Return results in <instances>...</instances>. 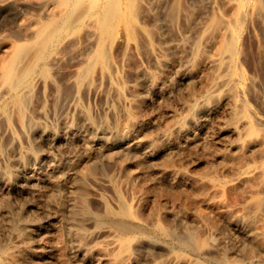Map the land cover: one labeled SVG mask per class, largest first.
I'll return each instance as SVG.
<instances>
[{
	"label": "bare ground",
	"instance_id": "obj_1",
	"mask_svg": "<svg viewBox=\"0 0 264 264\" xmlns=\"http://www.w3.org/2000/svg\"><path fill=\"white\" fill-rule=\"evenodd\" d=\"M28 1L0 0V7L6 11L17 5L14 11L10 8L19 34L15 38L0 37V264H30L28 258L31 264H208L198 257L203 253L216 256L213 259L217 264H239L242 257L262 253L264 197L259 192L264 191V163L240 162L264 152V116L256 114L250 102L252 97L259 106L264 105V94L258 91V74L262 72H256L263 64L257 58L252 59L254 67L249 64L257 47L251 46L256 37L252 27L248 28L255 26L259 32L264 31V0H44L37 13ZM246 28L250 31L245 34ZM251 32L253 43L247 38ZM261 36H257L259 44L255 43L259 45L257 56L264 53ZM118 41L122 45L116 51L121 54L115 56L118 53L113 46ZM128 54L148 59L147 64L138 59L127 61ZM68 59L75 61L70 71H65L70 73L58 79L63 61ZM245 66L253 69L247 71ZM176 67L180 70L179 81L176 85L166 81L168 85L164 86V77ZM259 78L261 81L262 76ZM47 88L52 90L51 104L56 108L51 117L45 108L46 97L38 95L35 100L36 93L45 94ZM177 89L182 94H177ZM173 92L181 94L177 108H172L164 125L157 124L156 133L150 132L151 111L146 101L159 96L168 100ZM98 94L106 101L101 111H94L97 109L86 103L85 96ZM223 104H228L231 112L226 133L234 137L228 140L229 149L224 147L227 150L217 153V159L222 164L220 170L232 168L234 172L228 174L230 177L220 176L223 170V174H217L220 165L215 169L219 163L211 160L214 151L210 154L207 149L210 155L205 151L207 155L202 158L203 148L197 156L207 160L208 155L212 156L209 161L217 164L213 168L217 172H206L212 170V162L207 164L205 160L204 165L200 163H210L208 170L202 174L197 170L196 174V168L192 167L193 171L188 164L190 172L195 173L191 174L177 161L178 157L187 147L206 146L208 137L204 136V142L200 134L189 131L210 124L211 114ZM154 108L160 111L161 105ZM164 114L167 116V110ZM210 144L215 147L212 140ZM192 150H187L189 155ZM105 161L118 165V175L104 178L109 176ZM99 165L105 168L104 183L113 190L119 204L116 212L109 205H104V210L109 217L116 214L126 219L122 226L112 219L120 226L115 231L100 228L107 224L102 223L104 218L114 216L97 223L107 214L94 212L90 205L89 183L100 178L96 176ZM140 179L143 186L130 189L134 192H126L132 193L126 196L124 186ZM241 187L251 190L250 199L244 193L242 197L245 195L247 201L235 206L240 196L237 200L231 188L241 191ZM228 188L236 195L232 194L235 200L231 191H227L228 196L234 202L227 196L224 199L234 206L223 199ZM43 191L49 197L45 205L29 197ZM26 194L33 203L38 202V207L29 211L27 205L17 202ZM157 195L164 201L155 206ZM156 198L155 203L161 200ZM170 199L204 207L191 206L189 210L182 202L169 204ZM50 210L58 213L61 221L58 223L56 217L57 223L45 227L44 237L48 236L49 243L39 244L36 236L44 225H37L35 220ZM214 212L242 228V239L232 241L231 249L222 244L223 240H217L220 236L214 239V225L210 231L206 229L212 232L211 237L199 231L202 228L198 224ZM189 214L193 215L192 223ZM168 217L174 225L171 219L169 224ZM91 219H96V224ZM90 222L99 229L88 227ZM220 225L222 228L224 224ZM7 229L19 240L10 248L4 241ZM218 230L216 233H227L226 229ZM237 236L234 238L233 233L235 240Z\"/></svg>",
	"mask_w": 264,
	"mask_h": 264
},
{
	"label": "rangeland",
	"instance_id": "obj_2",
	"mask_svg": "<svg viewBox=\"0 0 264 264\" xmlns=\"http://www.w3.org/2000/svg\"><path fill=\"white\" fill-rule=\"evenodd\" d=\"M43 1L44 0H29L28 1V3L31 5V7H33V9H32V11H33V13H37V11H39V9L41 8V5L43 4ZM14 5V4H13ZM16 5V4H15ZM10 7H12V6H10ZM9 7V9L6 11V9H4V8H2V7H0V37H3V35H6V36H8V37H11V38H15V37H18V30H17V28L14 26V24L12 23V21H14V20H11V18L13 17V15L11 14L13 11H14V9H16L17 8V5H16V8H15V6H14V8L11 10V8ZM3 9L5 10V11H3ZM11 10V11H10ZM6 12V13H5ZM8 14V15H7ZM29 14H31V12L29 13ZM7 15V16H6ZM10 15V16H9ZM12 16V17H11ZM145 17H148V18H146L147 20L150 18L149 16H148V14L146 13V15H145ZM145 17H144V19H145ZM13 19V18H12ZM146 20V21H147ZM150 21V20H149ZM252 27V29H253V32L255 33V35H254V33H253V35L256 37V39H254L255 37L253 36L252 37V32H251V36L249 37V33H248V39L249 38H251V39H254L253 41H255L256 40V44H259V42H258V38H257V36H261V34H262V36H261V39L263 38L264 39V31L263 32H259L258 31V28H256L255 26H249L248 28L250 29ZM247 30V28H246V31H245V34L247 33V31H250V30ZM251 29V30H252ZM260 31H262V29H259ZM80 33L81 34H83V30H82V32L80 31ZM79 33V34H80ZM261 33V34H260ZM80 34V35H81ZM251 39H249L250 40V42H252L253 43V41L251 40ZM249 40H248V42H249ZM262 41V40H261ZM117 42V41H116ZM263 43H264V41H262ZM255 43H253L251 46H253L254 48L255 47H257V50H258V47H259V45H256ZM118 44L120 45V46H118ZM251 44V43H250ZM121 42H119L118 41V43H115V45L113 46L114 48H113V50L115 49V51H116V49H118V47H120L121 48ZM253 47H251V49L253 48ZM119 48V49H120ZM253 50V49H252ZM255 51H253L254 52V55L252 56L251 55V58L249 59L252 63H249V64H252V67H254V65H253V63H254V61L252 60V59H255V58H257V61H261V59H262V61L260 62V64L262 65V66H259V67H257L256 69H258V71L256 70V72H257V74H258V72L259 73H261L262 72V74L264 75V53H260V55L259 56H257V50H256V48L254 49ZM256 52V53H255ZM113 53H114V51H113ZM116 53H118V54H115L114 53V55L115 56H120V50L118 51H116ZM129 55V54H128ZM128 57V58H127ZM126 57V60L127 61H129V60H132V59H138V60H140L141 61V63H146L147 64V61L146 60H148V59H146V58H140L138 55H136V54H130L129 56H127ZM144 61H146V62H144ZM64 63H62V65L64 66V68H63V66H62V70H61V72H59L58 74H57V77H58V79H60V78H63V75H64V77H65V75L67 76L68 75V73H70V72H68V71H70V68H71V66L73 65V63L75 62L73 59L71 60V59H68V60H64L63 61ZM65 66H67L66 68H65ZM252 67H250V66H245V69L248 71L249 69H253ZM261 67H263V68H261ZM178 67H176V69H177ZM249 68V69H248ZM259 68H261V69H263V71L261 70H259ZM66 70H68L67 72H65ZM179 70V68L177 69V70H172L171 72H170V74H169V76H167V77H164V79H163V83H165L166 81L168 82V83H170V85H173V84H175L176 85V82H178L179 81V76H180V70H179V72H177ZM255 70V69H254ZM172 73V74H171ZM262 74H258V79H259V81H260V78L259 77H261L262 76V78H264V76L262 75ZM261 75V76H260ZM172 76L174 77V76H176V77H174L173 78V80H171L172 79ZM167 78V79H166ZM261 78V83H262V86H261V84H260V82L258 81V91L259 92H262V94H264V80ZM166 79V80H165ZM175 79H177V80H175ZM164 80H165V82H164ZM176 81V82H175ZM167 82H166V84H163L164 86H167L168 84H167ZM52 92V90H50V88H49V90H48V88H47V91H46V95L45 94H43V92L41 93V91H38L37 93H36V95H35V97L36 96H38V97H41V98H45L46 99V111L48 112V115L49 114H51V115H49L48 117H51V116H55V113L54 112H56V108L54 107V106H52V105H54V104H51V102H53L54 100H53V95H52V93H50V92ZM40 92V93H39ZM51 95H49L48 93ZM176 92H177V94H179V93H181L182 94V90H181V92H180V90H179V92H178V89L176 90ZM176 92H173V93H171L169 96H171V98L169 97L168 98V100H167V97H164L163 98V96H159L158 98H162V99H158V98H155L154 100L153 99H148V101H146V105H147V107H149L148 108V112H150L151 114H149V117H151V119L149 120L148 119V122H149V124H151V126H149L148 128H150V132H152V133H156V127H157V124H158V126L159 125H164V123H165V121L167 122V118H168V116H169V113L171 112V110H172V108L174 109V108H177L176 106H178V99H180L179 97H180V95H177L176 96ZM48 94V95H47ZM261 94V93H260ZM43 96V97H42ZM45 96V97H44ZM50 96V97H49ZM179 96V97H178ZM38 97H36L35 98V100H37V98ZM86 97V98H85ZM84 98L86 99V103H88V105H90V107L92 108V109H97V110H94V111H98L100 108H102L103 109V107H104V105H105V101H106V98L104 97V96H102V95H100V94H98V95H91V96H89V95H86ZM178 97V98H177ZM177 98V99H176ZM252 97H250V102H251V104H252V107H253V109H254V111H255V113L256 114H259V115H262V116H264V105H262L261 104V106H259L260 104H259V102H257V101H255L254 102V100L252 101V99H251ZM44 99V100H45ZM158 100V103H157V100ZM166 99V100H165ZM171 101H170V100ZM176 99V100H175ZM52 100V101H51ZM151 100V101H150ZM153 100V101H152ZM85 101V100H84ZM176 101V102H175ZM150 102V103H149ZM155 104H154V103ZM150 104V105H148V104ZM152 103V104H151ZM162 103V104H161ZM256 103H257V105H256ZM158 104H160L161 105V108H160V105L158 106ZM164 104V105H163ZM166 104V105H165ZM167 105H169V106H167ZM226 105H228V104H223L217 111H215V112H213L212 114H211V116H210V118L211 119H208V123H210V124H207V122L205 123V127H202V125H200L201 127H199V126H197L196 128H192L189 132V134H193V132H195V134L197 133V134H200V136H202V139H203V141L205 142V138H204V136H206V137H208V138H206L207 140H206V143H205V145L206 146H208V145H211L210 143H211V140H212V145H214L215 147H213V148H211V146L209 147H206V146H204V144H202L201 145V149H199V148H194V147H191V149L193 148V150H192V152L190 153V155H189V153L187 152V150L189 151V150H191V149H187V148H189V147H187L186 148V150L184 151V149L182 150V152H181V155L178 157V160L177 161H179V162H181V165L188 171V172H190V170L188 169V164L190 165V167H191V169L193 170L194 168H196V170L194 171L195 173H196V171L198 170V172L197 173H199V174H202L204 171H206L205 169H207L209 166H210V163H209V166L207 165L208 164V162H212L211 164L212 165H214L213 167H212V165L210 166L211 168H212V170L211 169H209V171H206V172H212L213 170V172H214V174L217 172L215 169H218V166L221 164L220 163V159H219V162H218V159L217 158H219V154H217V153H220V152H222V151H225V150H227V149H224V147H228V149H229V141H230V139L231 138H233L234 136H233V134H231V133H226V132H229L228 130H226V126H227V124H228V122H229V120H230V114H231V112H230V107L229 106H226ZM166 106V107H165ZM171 106H173V107H171ZM52 107V108H51ZM154 107H159L161 110L160 111H157V110H159V109H156V108H154ZM261 107H263V108H261ZM152 108H154V109H152ZM167 108V109H166ZM169 108V109H168ZM101 109V110H102ZM152 109V110H151ZM162 109H164L165 111L162 113ZM54 110V111H53ZM101 110H99V111H101ZM154 110H156L155 112H157V113H155L154 112ZM166 110H167V116L164 114L165 112H166ZM53 111V112H52ZM220 111V112H219ZM222 111V112H221ZM228 111V112H227ZM52 113H53V115H52ZM159 113L162 115H160V118H159ZM216 113H217V115H216ZM156 114V115H155ZM158 114V115H157ZM163 114L165 115L164 117H163ZM213 114H215V115H213ZM222 115V118L221 117H219L220 115ZM153 115V116H152ZM156 117H155V116ZM212 115H213V117L215 118V120H214V118H212ZM215 116H218V118H220L221 120H217L216 119V117ZM224 116V117H223ZM162 117V118H161ZM166 118V119H165ZM227 118V120H225ZM49 119H53V117L52 118H49ZM165 119V120H164ZM213 119V120H212ZM229 119V120H228ZM154 122H153V121ZM155 120H157V122L155 121ZM163 120V121H162ZM209 120H210V122H209ZM225 120V121H224ZM218 121V123H220L221 125H217V123H215V122H217ZM162 122H164V123H162ZM214 122V123H213ZM225 122V123H224ZM227 122V123H226ZM154 123H156V124H154ZM160 123V124H159ZM208 126H207V125ZM211 124H213L214 126L213 127H211L212 125ZM152 125H154V126H152ZM211 125V126H210ZM207 127L209 128V129H207ZM219 127H220V129H219ZM263 127H264V125H263ZM198 128H202V129H198ZM213 128V129H212ZM222 128H224V129H222ZM207 129V130H206ZM203 131H206L204 134H202L203 133ZM200 132H202V133H200ZM210 134H209V133ZM208 135H207V134ZM226 134L225 135V138L223 139V137H224V134ZM223 134V135H222ZM209 135H210V137H209ZM233 136V137H232ZM211 138V139H210ZM226 140V141H225ZM229 140V141H228ZM208 141H210V143H208ZM223 141L224 142H226L225 144L227 145V146H225V144H223ZM228 141V142H227ZM25 143V142H24ZM203 146V147H202ZM220 147H223V148H221L220 149ZM206 149V150H204V149ZM213 149V150H211V149ZM214 148H217V149H215L216 150V152H215V150H214ZM198 149V150H197ZM203 149V150H202ZM207 149H209L208 151H209V153L212 151H214L213 152V154H212V152L210 153V154H212V156H210V157H212V159L209 157V153H208V151H207ZM219 149V150H218ZM197 150V152L196 153H194L195 151ZM201 150H202V152H201ZM222 150V151H221ZM194 151V152H193ZM198 151H200L201 153H202V158H203V156L204 155H207V154H205V153H203V152H205V151H207V153L209 154L207 157H208V160H207V158H204V159H202V158H200L199 157V154H198V156H197V153H199ZM190 152V151H189ZM193 153H194V155H193ZM201 153H200V155H201ZM257 154H259L260 153V151H258V152H256ZM264 152H262V153H260V154H262L263 155V157H262V155H256V154H254L255 156H252V158L251 159H249V160H245L244 159V161H242V162H240L241 164H243V165H252V164H254L253 163V161H255V163H258L257 161H262V162H259V163H264L263 161V159H264V154H263ZM192 154V155H191ZM191 156H192V158H191ZM261 156V157H260ZM199 157V158H198ZM205 157V156H204ZM215 157V158H214ZM255 157V160L253 159ZM260 158V160H256V158ZM257 158V159H258ZM213 160V161H215L216 163L218 162L219 164L217 165V168H215V162H213V161H209V160ZM214 159H216V160H214ZM204 160V161H203ZM205 160L207 161V166L205 165V166H203L206 162H205ZM184 161V162H183ZM107 161H105V163H104V166L107 168V170H106V172H108L109 173V176L108 175H104V174H106L105 172H102L103 170H105V168H103V169H101V164L99 165V168H100V171H98L99 170V168H98V170H97V177H100V178H98L97 179V181L96 180H91V182L89 183V195H90V199H91V197H92V201H95L93 198H95V199H98V201H95V203L94 202H90V205L92 206L91 208H92V210H94V212H96V213H102V214H107V207H108V205L109 206H111L110 208H112L113 210L115 209V211L114 212H116L117 210H118V208H119V204L117 203L118 202V200H117V198H116V196H115V194H114V192H113V190L110 188V187H108L104 182H105V180H104V178L105 177H107V178H111L112 176L111 175H113L114 174V176L117 174L118 175V173L117 172H119V167H118V165L115 163V162H113V161H108L107 163H106ZM115 166V167H113V165H111V163ZM199 162V163H198ZM200 162H202V164L200 163ZM204 162V163H203ZM103 163H102V165H103ZM183 163V164H182ZM185 163V164H184ZM245 163V164H244ZM222 165V164H221ZM221 165L219 166V169H218V172H217V174H223V171H224V174L223 175H220V176H222V177H230V175L228 176V174L230 173V172H232L233 170H232V168H227V171H225L226 170V168H223L222 167V169L220 170V167H221ZM189 167V168H190ZM192 167H194V168H192ZM201 167H203L202 169H201ZM213 168H215V169H213ZM229 169V170H228ZM191 170V171H192ZM200 170H203L202 172L200 171ZM208 170V169H207ZM223 170V171H222ZM193 171H192V173H193ZM220 171L222 172V173H220ZM149 172V174H152L151 173V170H149L148 171ZM212 172V173H213ZM234 172V171H233ZM232 172V173H233ZM107 173V174H108ZM191 173V172H190ZM191 173V174H192ZM195 173H193V174H195ZM196 173V174H197ZM111 174V175H110ZM225 174H227V175H225ZM231 174V173H230ZM100 175V176H99ZM104 175V178L102 177ZM233 175V174H232ZM231 175V176H232ZM107 178H105V179H107ZM100 179H102V181L100 180ZM143 180V179H142ZM142 180L140 179V181L139 180H137V181H135V183H132L131 184V186H129L130 188L126 191L125 189H126V187L128 188V186H124V189H123V192H124V194L126 195V196H128V197H130V195L132 194L131 192V194L129 193L128 195H127V193L129 192V191H133L134 189H136V190H138L137 188H135L136 186L137 187H140L141 185L143 186V184L142 183H144V181L142 182ZM95 181H96V183H95ZM92 182H93V184H92ZM99 182V183H98ZM142 182V183H141ZM102 183H103V185H102ZM139 184L140 183V185L138 186V185H136V184ZM135 184V185H134ZM92 185H94V187L92 186ZM96 185V186H95ZM141 186V187H142ZM93 187V188H92ZM134 187V188H133ZM140 187V188H141ZM90 188H92V191H91V189ZM246 187H241V191L239 190V189H237L238 191H235L233 188H231V190H233L234 191V194H237V196L236 195H234L233 194V192L231 191V190H229V188L226 190V192L224 193V194H226V195H223L224 197H223V199L224 198H226L225 196H227L228 198H230L229 196V193L228 192H230L231 191V198H233V200H235L234 199V197H233V195L234 196H236L235 198L238 200V196H240V200H238V201H236L235 200V203H233L235 206H236V203H239V205L238 206H242V204L243 203H245V201H247L246 199L248 198V199H250L249 197H250V195H249V193H248V191H251L250 189H248V188H246V189H248L247 190V192H246V189H245ZM250 188V187H249ZM130 189H133V190H130ZM243 189H245V192H244V190ZM45 191V190H44ZM42 192V194L43 193H45V192ZM135 191V190H134ZM133 191V192H134ZM228 191V192H227ZM127 192V193H126ZM236 192H241L240 194L241 195H238V193H236ZM246 194V193H248V195L246 194V197H245V195L242 197V195L243 194ZM263 197H264V191H262V192H259ZM29 194V193H28ZM28 194H26L25 195V197L24 198H21V199H17L18 201V203H21V204H23V205H27L26 207L28 208V210L30 209V210H32V207L35 209L36 207H38V204H41V202H42V204L41 205H45V199H46V202L49 200V197H47L48 196V194L47 193H45V194H47V195H45V194H43V195H45V196H43L42 194H41V192H40V194L38 193L37 195L36 194H29V197L31 196V198H33V196H34V198H35V195H36V198H35V200H34V198H33V201H39L40 203H36V202H34L33 203V201L31 200V198H29V197H27L28 196ZM233 194V195H232ZM40 195H42L41 197H40ZM229 195V196H228ZM158 197L156 198V197H154V199L156 198V199H159V198H161V200L159 199V202H158V200H157V202L155 203L154 202V199H153V204L155 205V206H158L159 204H160V202H163L164 201V199L162 198V196L161 195H157ZM37 197H38V199H40L41 198V200H38L37 199ZM43 197H44V199H43ZM218 197V196H217ZM238 197V198H237ZM27 198V199H26ZM30 200H29V199ZM230 198V200H231V202H234V201H232V199ZM244 199V200H242V199ZM43 199V200H42ZM103 199V200H102ZM227 199V198H226ZM226 199H224V200H226ZM21 200V201H20ZM101 200H102V202H101ZM104 200L106 201V202H104ZM229 199H228V201H230ZM243 202H242V201ZM20 201V202H19ZM227 200H226V202L229 204L230 202H228ZM23 202V203H22ZM31 202H32V204H31ZM43 202H44V204H43ZM49 202V201H48ZM172 202V203H171ZM177 202H179V204H180V202H182L184 205H187L186 206V208H189V210H192V207H198V206H203L204 207V205H198V204H196V203H193L192 201H188V203L186 202V201H181L180 199H176V200H173V199H170L169 200V204H174L175 203V205H176V203ZM25 203V204H24ZM97 203V204H96ZM105 203V204H104ZM108 203V204H107ZM242 203V204H241ZM20 204V205H21ZM47 204V203H46ZM179 204H177V205H179ZM200 204V203H199ZM232 203H231V205L230 206H232L233 205ZM104 205H106L107 207H105ZM118 205V206H117ZM233 205V206H234ZM40 206V205H39ZM192 206V207H191ZM31 207V208H30ZM106 211H105V210ZM29 210V211H30ZM95 210H97V211H99V212H97V211H95ZM34 211V210H33ZM51 211V210H50ZM54 211H51V213L53 214H51V213H49V214H51V216H49V214H47L46 215V213H45V215L44 214H42V215H44V216H42L41 214H40V217L38 216L37 217V219L35 220V222L37 223V225H40L41 227L43 226V228H41L40 230V232L41 233H43V236L41 235V233H39V235L38 236H36V239H37V241L39 242V244H43L44 242L47 244V242L49 241V239H48V236L47 235H45L46 237H44V233H47L46 231H47V229L45 228L50 222H56L57 223V221H58V223L61 221V219H59V218H61V217H59V214L58 213H56V212H54ZM105 212V213H104ZM56 213V214H55ZM113 215V214H112ZM112 215H110V217H109V215L107 214L106 216H103L102 218H101V220L99 219L98 221H97V223L100 221V222H102L103 220V218L104 217H109V218H111V217H113V218H111V219H105L104 218V221L102 222V223H107L108 225L110 224V222H111V226L109 225V226H107V224H104L102 227L100 226V228L101 229H103V230H105V229H108V230H118L119 228H120V226L119 225H117L116 223H114V221L112 220V219H114L115 221H119L120 223H121V226L125 223V218H123L122 219V217L120 218V216L119 215H116V214H114L113 216ZM261 215H264V211H263V213L261 214ZM49 216V217H48ZM119 217V218H117V217ZM44 217V218H43ZM45 217H46V219H45ZM48 217V218H47ZM58 218V220H57V218ZM100 217H101V214H100ZM192 217V220L190 219L189 221L192 223L193 222V215H191V214H189V218H191ZM50 218V219H49ZM262 224L264 225V216H262ZM167 219V218H166ZM166 219H162L161 220V222L163 223V221L165 222L166 221ZM169 219V220H168ZM168 221H170V223L169 222H167V223H169V224H171V220H172V218H169L168 217ZM171 219V220H170ZM208 220V222H211L212 223V226H210V225H208V222L207 221H204V220ZM212 221H211V220ZM44 220V221H43ZM50 220V221H49ZM94 220V219H93ZM92 219L90 220V221H93ZM95 220L93 221V222H95ZM108 220H110V222L108 221ZM123 220V221H122ZM204 220H202V222H203V225H205V227L202 225V222L200 223V224H198L199 225V227L200 228H202V230H200L199 229V227H198V229H199V231L200 232H202V234L204 233V231H206V233L205 234H203V235H205L206 236V234L208 233V235H210V233H212V232H207V230L208 231H210L211 229H210V227H213V225H214V227L218 230V228L220 227L221 228V225L220 224H224L223 226H225V228L222 226V231H224V229H226L224 232H227V233H222L221 231H219V230H221L220 228H219V233H216V229L214 228L213 230H211V231H213V235L215 236V238L214 239H216V236H220V237H217V240H219L220 242H222V240H223V242H222V244L224 245V246H226V248H228V249H231L232 247H233V242L234 241H238V240H241L242 239V228L240 227L239 228V226H236V225H234L233 223H230L224 216H222V215H220V214H218L217 212H214V213H212L211 215H209L208 217H206ZM210 220V221H209ZM213 220H215V221H218L217 223H219V224H217L215 221H213ZM117 221V222H118ZM173 221V220H172ZM46 222H48V223H46ZM119 222H118V224H119ZM205 222V223H204ZM207 222V223H206ZM224 222H226V223H228L227 224V226L228 227H226V223H224ZM91 223V222H90ZM115 225H114V224ZM174 223H175V221H173L172 222V224H171V226L172 225H174ZM210 223V224H211ZM94 224H96V222L94 223ZM164 224V223H163ZM106 225V226H105ZM164 225H168V224H164ZM176 225V227L174 226V228H177V224H175ZM219 225V226H218ZM91 226V229H93L94 230V227L92 226V223L89 225V223H88V227H90ZM114 226V227H113ZM117 226V227H116ZM119 226V227H118ZM170 226V225H169ZM170 226V227H171ZM93 227V228H92ZM229 227L232 229L233 227V229H232V231H230L231 229H229ZM96 228H98L99 229V226L97 225V227H95V229ZM113 228V229H112ZM224 228V229H223ZM147 229H149V228H147ZM205 229V230H204ZM207 229V230H206ZM210 229V230H209ZM240 229V230H239ZM8 230V229H7ZM7 230H5V232H7ZM114 230V231H115ZM150 230V229H149ZM151 230H152V228H151ZM215 230V231H214ZM9 232H10V230H8ZM43 231V232H42ZM229 231V232H228ZM9 232H7L8 234H9ZM102 232H104V231H102ZM215 232V233H214ZM220 232H221V234H220ZM7 233H4L6 236H7V239H5L6 238V236H5V238H4V241L6 240V242H5V245L7 246V247H11L12 245H14V243H15V245L16 244H19V243H16L17 241L19 242V240H18V238L16 237V236H14L13 237V235H16L15 233H12V231L10 232L11 234L10 235H8ZM230 233H231V235H230ZM233 233H234V238H236V236L238 235V236H240V237H238L237 236V239L235 240L234 238H233ZM238 233V234H237ZM3 234V233H2ZM3 234V235H4ZM219 234V235H218ZM41 235V236H40ZM223 235H225V236H223ZM236 235V236H235ZM212 236V234L210 235V237ZM213 236V237H214ZM222 236V237H221ZM229 236L232 238V239H234V240H230V238H229ZM225 237H227V243H225L226 242V240L224 241V238ZM223 238V239H222ZM40 239H42V240H40ZM43 239H46V240H43ZM221 239V240H220ZM226 239V238H225ZM41 242H40V241ZM48 240V241H47ZM3 241V242H4ZM43 241V242H42ZM231 241V242H230ZM233 241V242H232ZM230 242V243H229ZM49 243V242H48ZM46 244H44V245H46ZM44 245H42V246H44ZM228 245V246H227ZM230 247V248H229ZM189 254H191V255H194V253L193 252H191V251H187ZM262 254H264V250L262 251V253H260V254H258V255H256V256H253V257H249V258H247V257H242V260H240V262H239V264H259V263H261V264H264V255L262 256ZM204 255V256H203ZM207 255V256H206ZM209 255V256H208ZM206 256V257H205ZM210 256H212V257H210ZM262 256V257H261ZM198 257L202 260V261H204L205 263H208V264H217L216 262H215V258L214 257H216V256H213V255H211V254H207V253H203V254H200V256L198 255ZM207 257H208V261H206L207 260ZM210 257V258H209ZM214 258V259H213ZM29 259V258H28ZM27 259V263H29L30 262V264H31V261H29ZM205 259V260H204ZM211 260H212V262H211ZM248 261H250V262H248ZM255 261H256V263H255ZM25 262V263H26ZM242 262V263H241ZM258 262V263H257ZM38 264H43V262L41 261V262H39ZM44 264H45V262H44ZM46 264H50V263H47L46 262Z\"/></svg>",
	"mask_w": 264,
	"mask_h": 264
}]
</instances>
